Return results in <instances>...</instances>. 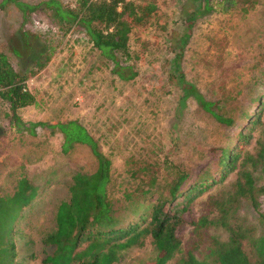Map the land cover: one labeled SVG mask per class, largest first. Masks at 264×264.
Instances as JSON below:
<instances>
[{
  "label": "rangeland",
  "instance_id": "obj_1",
  "mask_svg": "<svg viewBox=\"0 0 264 264\" xmlns=\"http://www.w3.org/2000/svg\"><path fill=\"white\" fill-rule=\"evenodd\" d=\"M20 1L36 5L44 0ZM57 1L69 8L75 2ZM147 1L155 4V11L146 25L128 35L127 63L136 73L129 80L111 72L112 64L92 46L80 25L63 32L43 7L26 14L11 2L0 7V51L13 69L28 76L27 87L36 94L34 105L18 110L22 124L17 129L0 100V196L12 193L20 171L37 187L15 223L17 264L40 260V240L54 228V211L68 198L72 173L95 167L86 146L76 144L64 154L58 132L32 123L75 119L81 124L110 161L106 189L109 197L118 199L123 190L147 188L148 179L160 175L164 158L195 178L201 169H211L210 147L232 148L236 143L237 131L219 125L191 99L175 113L181 93L178 72L236 124L254 97L264 95V0L222 5L217 4L220 0H208L209 8L204 0ZM48 43L56 48L37 70L33 66L37 49ZM258 134L259 129L253 131L244 147L251 150ZM252 175L257 184L264 182L259 168ZM231 180L226 177L193 198L186 220L205 210L207 196H224ZM258 201L264 210V196ZM236 215L244 224H257L256 212L245 200L238 203ZM189 230V224L177 229L182 243ZM208 233L226 239L220 227H210ZM153 255L146 239L141 247L124 250L115 264H144Z\"/></svg>",
  "mask_w": 264,
  "mask_h": 264
},
{
  "label": "trees",
  "instance_id": "obj_2",
  "mask_svg": "<svg viewBox=\"0 0 264 264\" xmlns=\"http://www.w3.org/2000/svg\"><path fill=\"white\" fill-rule=\"evenodd\" d=\"M8 2L22 14L38 6L49 10L63 32L80 25L92 46L112 64L111 72L121 80L132 79L136 74L127 63L131 58L129 32L146 25L156 9L147 0H75L73 8L62 6L57 0H44L36 5L0 0V7ZM224 3L234 0H220L217 4ZM203 4L210 7L208 0ZM55 48L51 43L41 45L33 66L41 69ZM27 77L13 69L0 51V100L6 103L8 121L16 129L22 124L18 110L36 103V94L27 87ZM177 81L181 93L175 113L186 99H191L219 125L237 131L232 148L208 149L211 169H201L195 178L187 169L164 158L160 175L148 179L147 188L137 185L113 199L106 189L110 161L98 151L96 142L81 124L75 119L46 125L32 123L58 132L62 153H68L76 144L84 145L95 160L93 171L72 173L68 198L55 208L54 228L41 238L42 257L36 264H115L124 250L141 247L146 239L154 255L144 264H264V210L259 209L258 201L264 196V182L257 184L252 175L258 168L264 172V95L254 97L248 108L254 111L248 114L246 110L236 124L232 117L216 109V101L205 99L181 72ZM256 129L259 134L251 150L245 148ZM229 176L232 180L225 195L207 196L203 201L205 210L187 221L190 201ZM36 190L25 172L20 171L12 193L0 196V264H17L15 223L22 207L36 196ZM241 200L247 201L256 212V226L238 219L236 210ZM183 224L190 225L185 243L176 235ZM210 227L222 228L226 239L208 233Z\"/></svg>",
  "mask_w": 264,
  "mask_h": 264
}]
</instances>
